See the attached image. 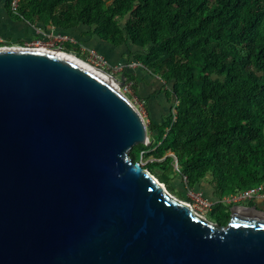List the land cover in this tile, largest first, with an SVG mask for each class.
<instances>
[{
	"label": "water",
	"instance_id": "1",
	"mask_svg": "<svg viewBox=\"0 0 264 264\" xmlns=\"http://www.w3.org/2000/svg\"><path fill=\"white\" fill-rule=\"evenodd\" d=\"M63 53L0 48V264H264V216L169 195L137 107Z\"/></svg>",
	"mask_w": 264,
	"mask_h": 264
},
{
	"label": "trees",
	"instance_id": "2",
	"mask_svg": "<svg viewBox=\"0 0 264 264\" xmlns=\"http://www.w3.org/2000/svg\"><path fill=\"white\" fill-rule=\"evenodd\" d=\"M14 15L43 34L85 28L164 82L170 113L131 155L151 160L145 170L163 185L208 182L219 201L264 190V0H20ZM122 75L138 87L135 72Z\"/></svg>",
	"mask_w": 264,
	"mask_h": 264
},
{
	"label": "rangeland",
	"instance_id": "3",
	"mask_svg": "<svg viewBox=\"0 0 264 264\" xmlns=\"http://www.w3.org/2000/svg\"><path fill=\"white\" fill-rule=\"evenodd\" d=\"M36 36H39L41 38H36ZM32 37H33L32 40L29 42H26L25 45L11 44V45H8V47L16 48V49H20V48L37 49V50L45 49L49 51L61 50L62 52L69 54L70 57L72 58H76L79 60L82 59L90 64V59H91L90 55L84 51L83 45H80L78 47V44H79L78 37L77 38L73 37L71 39L67 37V39L64 40L63 39L65 38L64 36H59L58 34L53 35L52 30L51 32L47 34H43L42 32H38L37 30H35V34ZM94 41H96V39ZM67 42L72 44L73 46V48L69 52H67V50L65 49V43ZM99 42L102 43L101 41ZM8 47L2 46L0 48H8ZM89 49H95V48H89ZM116 51L118 52L119 58L121 59L127 60L128 58H132V56L129 54V51H127L125 48L116 49ZM101 55L104 57L106 61H108L106 57L104 56L105 54H101ZM110 65L112 64L110 63ZM112 66H115V65H112ZM93 68L95 67L93 66ZM129 70L130 71L134 70L135 73H138L137 74L138 77L139 75L143 77V74L140 72L141 70L140 68L133 67V69H129ZM102 71L106 72L108 75L118 80L121 79L122 73H114L113 71H106L105 69ZM141 80H139L138 87H136L135 89H134L133 83L126 84L125 82L123 86H121L120 84L119 85L122 89V92L137 107V109L139 110L143 118L145 119L146 125L148 127L150 116H154L155 118V116H159L161 112V109L158 106L156 105L152 106L154 105L153 100L158 99V100H155L154 103L159 102L161 105H164L165 102H168L167 100L168 98L164 100V98L162 97H156L154 99L152 97H146L147 93H145V89H144L145 86H143L144 83ZM149 163H151V160L150 161L142 160L140 164L144 169H146ZM148 172L151 174L150 171ZM152 176L157 181L160 182V180L156 176L154 175ZM164 188L166 189L169 195L175 197L176 199L180 201H183L186 204H189L191 210H193L199 216L205 218L206 220H208L209 222L213 224H219L216 218L218 215V212L220 211V208L218 207L219 203L222 204L221 210L224 213L229 212L230 208L232 207L229 205L227 206L225 203L223 204L224 200L219 201L218 199L215 198L214 196L215 192L213 189V185L212 186L209 185L208 182H202L200 183L198 187L194 188L193 190H189L186 186L185 181H183L180 177H178V178H175L170 184V188L173 191H171V189L167 185H164ZM241 205H244V203L238 204V206H241Z\"/></svg>",
	"mask_w": 264,
	"mask_h": 264
},
{
	"label": "crops",
	"instance_id": "4",
	"mask_svg": "<svg viewBox=\"0 0 264 264\" xmlns=\"http://www.w3.org/2000/svg\"><path fill=\"white\" fill-rule=\"evenodd\" d=\"M35 30L41 32L36 27L30 26L28 23L24 22L22 19H18L11 10V5L9 7L8 0H0V40L3 39L6 43L11 44H22L25 45L26 42L32 40V36L35 34ZM52 30V34H58L59 36H64L68 38L78 37L79 43L83 45V47L87 48H95L101 54H105L104 56L112 65H116L118 63H126L124 59L119 58V54L116 49L110 47L109 45L100 43L98 39L88 37L85 33L88 31L87 29H79L73 30L68 34L56 33L54 28ZM31 36V38H30ZM39 36H36V38ZM41 38V37H39ZM138 70V69H137ZM134 72V70H133ZM143 74V77L139 75V80H141L145 86V93H147L146 97H152L153 99L156 97H162L164 100L167 98L166 94L163 92V84L164 82L159 80L157 77H152L148 73L140 70ZM138 73H136L137 75ZM141 82V83H142ZM143 89V90H144ZM158 100V99H155ZM153 100L152 106H158L161 109L159 116H150L149 123L154 122L156 124H160L165 117H167L170 113L172 102L168 100L164 105H161L159 102L154 103ZM259 199V198H257Z\"/></svg>",
	"mask_w": 264,
	"mask_h": 264
},
{
	"label": "built area",
	"instance_id": "5",
	"mask_svg": "<svg viewBox=\"0 0 264 264\" xmlns=\"http://www.w3.org/2000/svg\"><path fill=\"white\" fill-rule=\"evenodd\" d=\"M20 0H11V10L14 14H16L19 7ZM64 40L67 37L63 38ZM84 51L90 55V64L94 67H97L101 70L113 71L114 73H123L126 69H133V67L140 68L143 67L141 63L132 62L130 64L126 63H118L115 66L110 65L108 61L104 59V57L95 49H89L84 47ZM264 199V190L261 187L250 188L245 191L230 195L225 197L223 204L225 203L227 206H232L231 208H235L238 204L246 203L252 201L254 199Z\"/></svg>",
	"mask_w": 264,
	"mask_h": 264
},
{
	"label": "flooded vegetation",
	"instance_id": "6",
	"mask_svg": "<svg viewBox=\"0 0 264 264\" xmlns=\"http://www.w3.org/2000/svg\"><path fill=\"white\" fill-rule=\"evenodd\" d=\"M10 45L9 43H6L3 39L0 40V47L5 46L8 47ZM246 204V205H245ZM237 209L241 211L244 215L249 216H264V199H254L252 201L244 203V205L236 206ZM233 208H230L229 212H226L229 214V218L231 219V211Z\"/></svg>",
	"mask_w": 264,
	"mask_h": 264
},
{
	"label": "bare ground",
	"instance_id": "7",
	"mask_svg": "<svg viewBox=\"0 0 264 264\" xmlns=\"http://www.w3.org/2000/svg\"><path fill=\"white\" fill-rule=\"evenodd\" d=\"M40 51H49V50H45V49H39ZM51 52L53 53H56V54H62L63 56V52H60V50H52ZM66 57L77 62V64L81 67H83L84 69L94 73L95 75H97L99 78H103L104 80H106L107 82H109L110 84H112L115 88L119 89V91L122 92V89L119 85V83L113 78L111 77L110 75H108L106 72L102 71L101 69H98V68H93V66H91L89 63H87L86 61L84 60H79V59H76V58H72L70 57L69 54H66ZM123 93V92H122ZM124 94V93H123Z\"/></svg>",
	"mask_w": 264,
	"mask_h": 264
}]
</instances>
